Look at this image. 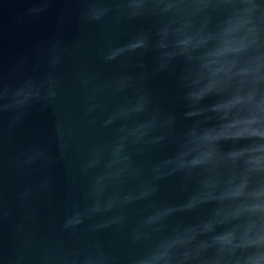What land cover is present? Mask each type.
Returning a JSON list of instances; mask_svg holds the SVG:
<instances>
[{
    "label": "water",
    "instance_id": "95a60500",
    "mask_svg": "<svg viewBox=\"0 0 264 264\" xmlns=\"http://www.w3.org/2000/svg\"><path fill=\"white\" fill-rule=\"evenodd\" d=\"M0 264H264V0H0Z\"/></svg>",
    "mask_w": 264,
    "mask_h": 264
}]
</instances>
